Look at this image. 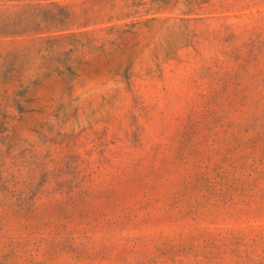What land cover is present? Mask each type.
Listing matches in <instances>:
<instances>
[{
	"label": "rangeland",
	"instance_id": "obj_1",
	"mask_svg": "<svg viewBox=\"0 0 264 264\" xmlns=\"http://www.w3.org/2000/svg\"><path fill=\"white\" fill-rule=\"evenodd\" d=\"M0 264H264V0H0Z\"/></svg>",
	"mask_w": 264,
	"mask_h": 264
},
{
	"label": "trees",
	"instance_id": "obj_2",
	"mask_svg": "<svg viewBox=\"0 0 264 264\" xmlns=\"http://www.w3.org/2000/svg\"><path fill=\"white\" fill-rule=\"evenodd\" d=\"M153 0H151V2H152Z\"/></svg>",
	"mask_w": 264,
	"mask_h": 264
}]
</instances>
